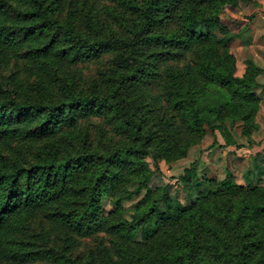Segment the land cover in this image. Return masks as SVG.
I'll return each instance as SVG.
<instances>
[{
  "label": "trees",
  "instance_id": "1",
  "mask_svg": "<svg viewBox=\"0 0 264 264\" xmlns=\"http://www.w3.org/2000/svg\"><path fill=\"white\" fill-rule=\"evenodd\" d=\"M238 3L0 0V264H264L259 158L247 185L187 171L185 205L151 188L149 160L257 127L264 69L237 75L221 22Z\"/></svg>",
  "mask_w": 264,
  "mask_h": 264
},
{
  "label": "rangeland",
  "instance_id": "2",
  "mask_svg": "<svg viewBox=\"0 0 264 264\" xmlns=\"http://www.w3.org/2000/svg\"><path fill=\"white\" fill-rule=\"evenodd\" d=\"M221 22L229 30V47L237 59V75L245 73L248 60L264 69V0H239L237 7H225ZM259 82L261 85L255 89V94L261 100V107L256 116L257 127L250 139L242 134L241 123L238 122L231 127L232 144H228L219 131L216 134L209 132L200 143L189 149L185 158L171 163L160 162L158 169L149 160L151 169L155 171L151 188L169 185L171 196L185 205L187 192L182 178L187 171L192 175L196 173L206 186L210 185V180L222 181L229 175L238 184L247 185L245 177L254 171V160L259 158L264 167V75ZM254 182L259 183L256 179ZM260 184L264 185V177ZM142 196L125 205H133ZM103 205L107 212L112 209L107 199Z\"/></svg>",
  "mask_w": 264,
  "mask_h": 264
}]
</instances>
